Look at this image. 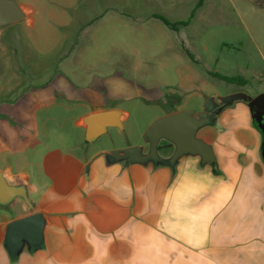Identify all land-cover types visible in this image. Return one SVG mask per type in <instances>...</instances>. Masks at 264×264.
<instances>
[{
  "label": "crops",
  "instance_id": "1",
  "mask_svg": "<svg viewBox=\"0 0 264 264\" xmlns=\"http://www.w3.org/2000/svg\"><path fill=\"white\" fill-rule=\"evenodd\" d=\"M139 1L132 4V12L146 5ZM195 1L203 2L199 11L208 2ZM82 6L81 10L64 4L62 14L44 7L41 23L45 16L72 17L75 11L76 17H115L117 22L120 18L122 25L124 10L130 9L123 0H84ZM21 7L28 17L30 12ZM182 12L177 15L183 16ZM74 46L82 48L80 57L92 48L90 44ZM60 76L49 80L55 87L31 88L34 102L17 106L19 114H35V121L26 120L27 137L16 140L17 145L13 135L7 140L10 143L0 141V172L9 185L24 187L31 201V205L21 199L0 203V264H264V136L247 103L226 107L212 125L197 133L212 148L214 164H204L196 155H184L169 164L175 152L170 149L168 155L159 153L162 163L130 164L110 161L112 152L81 156L54 149L46 151L39 170L33 172L21 152L40 144L37 101L52 105L59 91L74 107H85L79 121L85 129V116L92 113L118 110L123 122L129 117L120 103L106 104L122 101L123 88L107 91L95 75L75 85ZM7 104L0 106L4 128L0 129L10 133L3 115L15 116L17 111H11L15 105ZM176 110L170 114L185 111ZM10 155L16 157L14 164ZM33 214L45 219L43 246L32 249L25 244L14 256L7 246L9 226Z\"/></svg>",
  "mask_w": 264,
  "mask_h": 264
},
{
  "label": "rangeland",
  "instance_id": "2",
  "mask_svg": "<svg viewBox=\"0 0 264 264\" xmlns=\"http://www.w3.org/2000/svg\"><path fill=\"white\" fill-rule=\"evenodd\" d=\"M15 1L30 14L0 29V106L5 102L15 105L11 110L15 112L18 105L33 103L31 88L55 87L56 83L49 80L58 75L74 85L86 76L95 75L101 77L100 85L106 86L107 91L117 88L126 91L122 101L106 104L120 103L129 113L128 119L122 121V128L110 127L90 142L86 140V129L79 126L85 107H74L59 91H55L52 105L37 101L34 107L41 127L40 144L24 147L21 152L33 172L39 170L37 166L46 151L54 149L81 156L123 152L135 147L148 153L147 130L171 111L194 110L197 118L207 114L213 121L228 106L250 103L246 97H237L229 103L226 98L244 94L255 99L264 95V0H207L204 9H196L197 12H192L197 5L195 0H140L141 5H146L137 13L131 10L137 0H123L130 6V12L124 10L122 25L120 18L117 22L115 17H76L75 11H71L72 17L45 16L41 23L42 8L62 14L60 8L64 4H75L82 10L84 0ZM96 5H100L98 1ZM180 9L183 16L177 15ZM95 10L102 12L100 8ZM154 14L164 17L174 27L165 25ZM187 21L188 25L181 24ZM32 25L35 28L28 29ZM75 44L84 47L90 44L92 48L80 57L82 48ZM25 61L32 63L26 65ZM221 76L242 77L247 85L230 84ZM31 77L37 79L30 80ZM207 102L213 105L210 112L206 111ZM252 112L254 118L255 111ZM13 114L3 115L4 123L13 132L5 133L3 125L0 126L3 128L0 133H4L0 135L2 144L10 143L7 140L12 135L15 144L16 140L27 137L26 120L35 119V114L18 111ZM175 148L166 139L158 145L161 156L168 155L169 149L174 152ZM11 157L14 164L16 157Z\"/></svg>",
  "mask_w": 264,
  "mask_h": 264
},
{
  "label": "water",
  "instance_id": "3",
  "mask_svg": "<svg viewBox=\"0 0 264 264\" xmlns=\"http://www.w3.org/2000/svg\"><path fill=\"white\" fill-rule=\"evenodd\" d=\"M26 18V13L15 0H0V29L16 24ZM237 97L250 100L249 106L255 111L254 121L264 136V95L255 99L244 94H237L226 98L229 103ZM208 105V106H207ZM206 111H212L213 105L207 102ZM121 112L109 110L92 113L85 118L86 140L93 142L107 132L110 127L122 128ZM212 122L209 115L197 118L194 110H185L167 115L152 123L145 134V141L150 145L148 155L143 154L142 148H129L123 152L115 151L108 154L112 162L126 160L127 163H155L164 162L159 157L158 145L162 139L168 140L176 148L172 158L168 161L174 165L184 155L200 156L204 164H214L215 156L210 146L197 138L198 130ZM15 199L27 201L31 205L27 191L22 186H11L0 172V203L7 205ZM45 219L42 214H33L17 220L9 226L7 246L11 254L18 255L25 244L32 249H40L44 243Z\"/></svg>",
  "mask_w": 264,
  "mask_h": 264
},
{
  "label": "trees",
  "instance_id": "4",
  "mask_svg": "<svg viewBox=\"0 0 264 264\" xmlns=\"http://www.w3.org/2000/svg\"><path fill=\"white\" fill-rule=\"evenodd\" d=\"M202 1L199 3V5L197 6L196 9H198L199 7L202 6ZM194 16V14L191 16V18ZM158 19H160L165 25L170 26V27H174L173 24H171L168 20H166L164 17L158 16ZM190 21V20H189ZM189 21L187 22H182V25H188ZM221 79H224L225 81H227L228 83L232 84V83H236V82H240L241 84L247 85V82L242 78V77H223L221 76Z\"/></svg>",
  "mask_w": 264,
  "mask_h": 264
}]
</instances>
